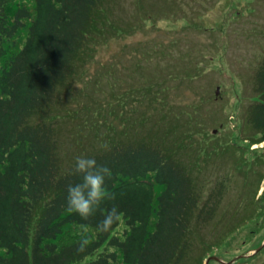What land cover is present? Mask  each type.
<instances>
[{
	"label": "trees",
	"instance_id": "16d2710c",
	"mask_svg": "<svg viewBox=\"0 0 264 264\" xmlns=\"http://www.w3.org/2000/svg\"><path fill=\"white\" fill-rule=\"evenodd\" d=\"M108 1L0 0V264H74L88 257L84 264H203L207 255L223 257V243L249 221L217 220L223 243L206 242L203 231L221 209L228 175L204 194L193 159L201 141L194 130L182 133L155 118L163 110L154 84L144 87L143 115L133 125L124 108H113L123 122L118 136L108 129L111 113L107 121L80 100L85 95L72 92L94 50L136 29L113 19ZM253 91L244 116L253 132L244 140L252 145L264 142V57ZM66 116L75 127L103 131L99 146L76 158L111 169L106 186L121 215L107 233L96 231L101 213L84 222L67 210V186L80 178L72 174L76 158L64 166L60 152ZM148 121L147 134L134 135ZM171 135L177 139L169 144ZM84 233L90 243L77 255Z\"/></svg>",
	"mask_w": 264,
	"mask_h": 264
},
{
	"label": "rangeland",
	"instance_id": "374dc122",
	"mask_svg": "<svg viewBox=\"0 0 264 264\" xmlns=\"http://www.w3.org/2000/svg\"><path fill=\"white\" fill-rule=\"evenodd\" d=\"M108 4L113 19L129 31L131 24L136 29L94 50L73 81L72 92L85 95L80 100L104 112L107 121L114 117L108 129L118 136L123 122L113 108H124L125 119L133 125L143 115L144 87L154 84L163 110L155 118L162 117V124H174L182 133L194 130L190 133L201 141L200 157L193 159L204 194L228 175L221 209L203 231L206 242L223 243L217 220H249L223 243V257L205 258L216 255L226 262L235 259L236 264H264V247L252 254L264 243V142L252 145L244 140L253 133L244 116L254 96L255 70L264 57V0H109ZM150 125L148 121L134 135L147 134L144 127ZM85 129L75 127L67 116L61 122L64 166L99 146L96 136L103 131ZM175 139L171 135L168 143Z\"/></svg>",
	"mask_w": 264,
	"mask_h": 264
},
{
	"label": "clouds",
	"instance_id": "9594fccd",
	"mask_svg": "<svg viewBox=\"0 0 264 264\" xmlns=\"http://www.w3.org/2000/svg\"><path fill=\"white\" fill-rule=\"evenodd\" d=\"M72 174L80 180L67 186V210L77 214L84 222H91L97 213H101L102 218L96 223V231L101 234L109 232L121 215L115 203V194L109 192L106 186V181L112 178L111 169L105 164H98L94 158L79 156ZM108 203L111 206L105 210L104 206ZM89 243L88 234H82L75 253H86Z\"/></svg>",
	"mask_w": 264,
	"mask_h": 264
},
{
	"label": "water",
	"instance_id": "95a60500",
	"mask_svg": "<svg viewBox=\"0 0 264 264\" xmlns=\"http://www.w3.org/2000/svg\"><path fill=\"white\" fill-rule=\"evenodd\" d=\"M264 247V243L262 245H260L258 248H256L252 254H256L257 252H259L262 248ZM249 256V255H248ZM211 260H216V261H219L221 263H224V264H233L235 259L234 260H231L229 262H226L224 261L223 259L219 258L218 256L216 255H213V256H210L208 259H206L205 261V264H209Z\"/></svg>",
	"mask_w": 264,
	"mask_h": 264
}]
</instances>
